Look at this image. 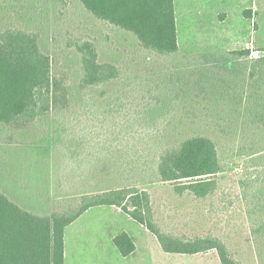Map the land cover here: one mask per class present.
<instances>
[{"label": "rangeland", "instance_id": "obj_1", "mask_svg": "<svg viewBox=\"0 0 264 264\" xmlns=\"http://www.w3.org/2000/svg\"><path fill=\"white\" fill-rule=\"evenodd\" d=\"M175 9L180 51L166 59L142 48L133 34L94 18L80 0H0V30L12 26L39 33L41 47L72 99L65 114L25 127H0V186L27 208L53 212L74 208L85 193L136 185L152 193L165 230L187 238L220 235L243 264H264V242H254L249 218L262 195L258 186L264 185V158L253 163L259 154L236 151L244 139L262 134L252 128L241 135L246 120L242 109L227 114L229 127L219 135L223 113L216 104H235L218 89L212 98L199 90L210 89L221 75L225 82L238 73L236 61L223 58L220 71L205 55L249 48L250 61L264 53V0H175ZM78 38L94 39L101 60L117 64L121 78L101 89H81L79 54L70 46ZM194 107L202 108L196 120L202 127L187 122L192 116L186 111ZM175 124L179 135L173 132ZM190 127L218 139L225 163L224 171L212 176L218 191L208 200L188 193L177 196L173 184L161 182L156 170L167 142L178 143ZM257 169L263 173L258 180V172L261 183L249 187L243 200L239 181ZM123 231L136 243L130 256L113 243ZM65 240V264H221L215 249L165 252L146 227L112 206L89 209L67 227Z\"/></svg>", "mask_w": 264, "mask_h": 264}, {"label": "trees", "instance_id": "obj_2", "mask_svg": "<svg viewBox=\"0 0 264 264\" xmlns=\"http://www.w3.org/2000/svg\"><path fill=\"white\" fill-rule=\"evenodd\" d=\"M80 2L97 20L136 36L145 50L166 59L179 53L175 0ZM246 16L252 17L251 12L246 11ZM70 46H74L79 54L81 89H101L121 78L122 70L117 64L101 60L94 39H74ZM251 52L247 48L232 50L228 54L205 55L209 65H214L220 71L223 67L219 61L223 58L236 61L238 73L236 77L225 79V82L221 75L210 89L201 87L199 90L200 94L204 91L212 98V93L218 89L223 99H230L235 104L234 107L228 101L216 104L219 110L222 107L223 113L218 121L219 135L229 127L227 114L241 112L242 109L246 120L242 123L245 129L241 135H247L252 128L260 130L262 135L257 139L249 142L244 139V144L236 146V151L241 155L259 154L252 159L256 163L264 158V53L249 61ZM212 73L217 72L214 70ZM71 101L70 89L65 80L54 73L52 58L42 49L39 33L12 26L0 30V127L10 128L16 124L25 127L58 113L65 114ZM160 102L164 103V100ZM205 105L210 106L209 109L214 106ZM192 109L201 110L195 114ZM186 112L192 116L187 122L192 123L193 127L201 116L202 108L194 107ZM179 128L175 124L173 132L179 135ZM218 145V139L200 129H191L176 144L168 141L156 164L159 180L173 184L172 189L179 197L188 193L197 200L213 198L218 191V183L212 180V176L223 172L225 167ZM261 170L264 172V167ZM258 172V169L251 171L239 181L241 199L247 198L249 187L257 182ZM262 174L259 172L258 180H261ZM258 187L262 195L255 202L257 205L249 211V218L253 240L260 244L264 242V185ZM97 206L121 209L154 234L165 252L196 254L215 249L221 264H243L220 235L187 238L165 230L157 219L152 193L136 185L85 193L74 208L53 212L28 209L13 200L0 186V264H65L67 226ZM113 242L123 256H129L136 250V243L127 231L117 234Z\"/></svg>", "mask_w": 264, "mask_h": 264}, {"label": "crops", "instance_id": "obj_3", "mask_svg": "<svg viewBox=\"0 0 264 264\" xmlns=\"http://www.w3.org/2000/svg\"><path fill=\"white\" fill-rule=\"evenodd\" d=\"M16 202H17V201H16ZM18 203H19V202H18ZM19 204H21V203H19ZM21 205L24 206L23 204H21ZM24 207H26V206H24ZM26 208H27V207H26ZM28 209H31V208H28ZM118 209H119V208H118ZM31 210H32V209H31ZM120 210H121V209H120ZM87 211H88V210H87ZM87 211H86V212H87ZM83 214H84V213H83ZM83 214H82V215H83ZM82 215H81V216H82ZM131 219H132V218H131ZM132 220H133V219H132ZM74 222H75V221H74ZM135 222H136V221H135ZM70 225H71V224H70ZM67 227H68V226H67ZM66 230H67V228H66ZM127 232H128V231H127ZM128 233H129V232H128ZM129 234H130V233H129ZM130 235H131V234H130ZM115 236H116V235H115ZM115 236H114V237H115ZM131 236H132V235H131ZM65 237H66V231H65ZM114 237H113V238H114ZM132 237H133V236H132ZM113 238H112V239H113ZM133 239H134V238H133ZM113 243H114V242H113ZM114 245H115V244H114ZM135 251H136V250H135ZM66 255H67V248H66V240H65V260H66ZM131 255H132V254H131ZM129 256H130V255H129Z\"/></svg>", "mask_w": 264, "mask_h": 264}, {"label": "water", "instance_id": "obj_4", "mask_svg": "<svg viewBox=\"0 0 264 264\" xmlns=\"http://www.w3.org/2000/svg\"><path fill=\"white\" fill-rule=\"evenodd\" d=\"M261 55H263V52H260V55L259 56H261Z\"/></svg>", "mask_w": 264, "mask_h": 264}]
</instances>
